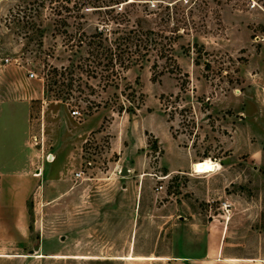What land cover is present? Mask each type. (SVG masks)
<instances>
[{
  "label": "rangeland",
  "instance_id": "1",
  "mask_svg": "<svg viewBox=\"0 0 264 264\" xmlns=\"http://www.w3.org/2000/svg\"><path fill=\"white\" fill-rule=\"evenodd\" d=\"M150 1L163 6L132 20L180 29L172 57L152 51L109 82L79 41L105 9L79 25L39 0H0L2 68L20 91L45 87L32 101L39 167L82 130L29 200V247L0 248V264H264V0ZM207 160L220 170L198 175Z\"/></svg>",
  "mask_w": 264,
  "mask_h": 264
},
{
  "label": "crops",
  "instance_id": "2",
  "mask_svg": "<svg viewBox=\"0 0 264 264\" xmlns=\"http://www.w3.org/2000/svg\"><path fill=\"white\" fill-rule=\"evenodd\" d=\"M15 72L17 70L3 69L0 64V248L29 247L32 237L29 200L39 180L49 177L52 170L47 166L52 165L59 155L71 162L74 147L79 143L77 137L82 132L79 128L73 136L64 140L67 147L64 156L51 151L54 162H44L39 174L40 154L32 144V101L43 100L45 87L39 85L35 91H20L25 86L9 79ZM90 130L91 127L86 126L85 132ZM1 257L7 256H0V261ZM34 258L66 257L38 254Z\"/></svg>",
  "mask_w": 264,
  "mask_h": 264
},
{
  "label": "trees",
  "instance_id": "3",
  "mask_svg": "<svg viewBox=\"0 0 264 264\" xmlns=\"http://www.w3.org/2000/svg\"><path fill=\"white\" fill-rule=\"evenodd\" d=\"M161 1L168 2V0ZM172 1L174 3L177 0ZM150 4L157 9L163 6V3L154 5L150 0H39L37 8L49 7L53 11L75 12L73 17L78 20L79 25L83 24L81 19L84 18L85 10L95 8V11H103L102 9H105L107 18L101 21L102 26L96 28L92 34L82 32L79 41L81 45L87 42L91 48L88 53L93 59L91 61L94 66L93 72L100 69L106 72V79L109 82H115L121 76L119 69L126 70L134 61L147 57L152 51L158 52L161 57H172V46L179 37L180 29L174 28L171 30L172 35L168 36L164 31L145 29L142 26V20H132V9L137 6L145 5L147 8L145 11L149 12L147 15L153 13H150L153 11L149 9ZM177 4L178 2L175 3ZM170 5L168 4L165 10L169 11ZM166 16L169 21L172 20L170 11ZM66 21L60 22L66 24ZM183 22L178 18L177 23ZM110 25H112L111 28L108 27ZM123 65H125L124 68ZM59 72L58 68H52V73Z\"/></svg>",
  "mask_w": 264,
  "mask_h": 264
},
{
  "label": "built area",
  "instance_id": "4",
  "mask_svg": "<svg viewBox=\"0 0 264 264\" xmlns=\"http://www.w3.org/2000/svg\"><path fill=\"white\" fill-rule=\"evenodd\" d=\"M12 62H13V59H10V58H6V59H4V63H5L6 65H8V64H10V63H12ZM29 77H30V78H34V77H35V74L32 73V72H29ZM71 115H72L73 117H75V118H81V117H82V113H81L78 109L73 110V111L71 112ZM33 139H34L35 145H38V143H37V142H38V141H37V138H36V137H33ZM46 161H47V162H50V163L54 162V156H53V154L48 153V154L46 155ZM88 164L90 165L91 163L89 162ZM38 170H39V174H40L41 168L38 169ZM74 177H75L76 180L83 179V178H84V171H83V170H79V171L75 172V173H74Z\"/></svg>",
  "mask_w": 264,
  "mask_h": 264
},
{
  "label": "bare ground",
  "instance_id": "5",
  "mask_svg": "<svg viewBox=\"0 0 264 264\" xmlns=\"http://www.w3.org/2000/svg\"><path fill=\"white\" fill-rule=\"evenodd\" d=\"M198 175H204L209 173H215L220 170V165L212 160H207L204 163H200L196 166Z\"/></svg>",
  "mask_w": 264,
  "mask_h": 264
},
{
  "label": "water",
  "instance_id": "6",
  "mask_svg": "<svg viewBox=\"0 0 264 264\" xmlns=\"http://www.w3.org/2000/svg\"><path fill=\"white\" fill-rule=\"evenodd\" d=\"M128 173H129V170H127V168H123L122 174H123V175H126V174H128Z\"/></svg>",
  "mask_w": 264,
  "mask_h": 264
}]
</instances>
